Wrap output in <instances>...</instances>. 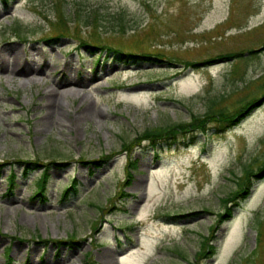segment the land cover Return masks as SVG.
I'll use <instances>...</instances> for the list:
<instances>
[{
    "label": "rangeland",
    "instance_id": "rangeland-1",
    "mask_svg": "<svg viewBox=\"0 0 264 264\" xmlns=\"http://www.w3.org/2000/svg\"><path fill=\"white\" fill-rule=\"evenodd\" d=\"M57 2L0 0V50L18 47L19 63L41 72L15 75L9 56L0 68V264H264V169H256L264 160V0H61L69 34L49 43ZM81 39L162 59L124 62L90 53ZM68 75L86 85L59 87L66 106L42 126L41 97ZM250 98L238 122L161 147L159 160L133 147L137 168L124 183L121 145L142 129L202 114L211 99L232 110ZM80 103L96 115L76 122ZM102 154L110 155L102 165L80 161ZM16 158L44 165L22 178ZM53 159L66 163L46 165ZM44 167L45 198L31 197ZM244 167L261 175L219 222L220 198ZM10 169L17 176L6 191ZM74 178L77 192L60 199ZM176 213L184 215L169 216ZM70 235L76 242L40 239ZM204 236L212 255H196Z\"/></svg>",
    "mask_w": 264,
    "mask_h": 264
},
{
    "label": "trees",
    "instance_id": "trees-1",
    "mask_svg": "<svg viewBox=\"0 0 264 264\" xmlns=\"http://www.w3.org/2000/svg\"><path fill=\"white\" fill-rule=\"evenodd\" d=\"M6 3L7 0H2ZM56 6V16L55 18V25L54 29L50 34H48L45 38V41L49 43H54L59 36L68 35L69 33V25L66 23V17L64 16L61 10V0H57ZM113 17L117 21L118 30L123 29V13L122 11H118L113 15ZM87 19H85L86 21ZM91 24H92V35L93 37L99 34L100 28V21L98 18V13H94L91 16ZM17 25V24H15ZM14 30L17 29V26L13 27ZM116 31V30H115ZM83 43V46L90 52L95 53L97 49L101 51H105L106 53L112 52L115 54V57L118 60H122L127 62L128 60L131 62H135L139 59H153L156 61H160L161 54L150 53V52H133L130 50H122L119 47L112 46L107 43H98L94 40H80ZM232 53H223V56H233ZM124 57V60H123ZM193 64V61L185 62V66ZM255 98H250L246 101L241 102L237 106H235L232 110H228L226 107L219 106L216 101L210 100V103L207 105V109L202 114H191L189 119L174 121L171 123H166L164 125H157L151 127H145L140 132H138L133 141H125L121 145L122 152L124 151L126 160L124 165L125 170V184L129 183L131 178V173L136 170L137 163L136 158L132 157L131 152L133 147H144L149 148L151 150V157L152 160L156 161L160 159V148L164 146H171V145H184L187 146L188 144L192 143L195 138H197L198 134H202L206 136L208 130L214 131H224L234 123L240 120V116H242L243 110L253 103ZM203 148V147H202ZM110 155L102 154L97 159L91 160H83L80 159L82 162L93 163L96 165H102ZM7 161H1L0 166L4 165ZM15 162L21 166L20 170V177L25 178L28 174L32 171L37 169L40 165H44V163H40L37 159H21L16 158ZM66 161H58V160H50L46 162V165L49 163H56V164H63ZM257 171H261L264 169V160L260 162V164L256 167ZM261 175L260 173H256L253 171L251 167H244L243 172L240 176L237 177L236 183L237 186L234 190L229 191L227 195L220 198L224 203V212H217L218 221L222 222L228 219L231 215V211L234 208H237L240 202L248 195L249 188L252 185L251 177H258ZM17 174L14 170L10 169L6 176L7 185L6 191H10L11 187L13 186L14 179L16 178ZM47 178L46 167L42 168L40 173L36 179V186L35 189L32 191L31 197L40 196V199H44V181ZM78 190L77 181L76 179H72L68 182L62 189L60 199H65L71 194L76 193ZM125 194L121 189L118 190L117 195L121 196ZM112 206H115V204ZM116 207V206H115ZM203 211V210H202ZM187 214V213H185ZM184 213H176L169 215L170 217H178L182 216ZM43 241L46 240H54L57 242H76L74 236H69L67 239H59V238H51L48 239L40 238ZM211 239L207 237H203L201 240L200 248L197 250L196 255L199 256H207L214 254L216 248L210 241ZM8 252V248L5 250Z\"/></svg>",
    "mask_w": 264,
    "mask_h": 264
},
{
    "label": "bare ground",
    "instance_id": "bare-ground-1",
    "mask_svg": "<svg viewBox=\"0 0 264 264\" xmlns=\"http://www.w3.org/2000/svg\"><path fill=\"white\" fill-rule=\"evenodd\" d=\"M20 53V49L16 46L9 47L8 49L0 50V68L8 69V62L7 57H11V67L8 69L9 72L15 73L18 75L26 76L27 74H34V73H41L39 67H35L32 61H23L19 63L18 61V54ZM26 53V52H25ZM69 76V75H68ZM67 77V76H66ZM88 82V81H87ZM86 85L85 81H79L74 79L73 77H67L63 82H59L55 87H51L47 90L44 95L41 97L43 98V102L39 105L42 110H44L42 116L40 117V121L43 123L42 126H46L48 122L51 121V117L54 116L53 114L56 113L59 116V111L63 110L62 107H65V99L64 96L66 95V89L63 91L59 90V87L66 86V87H84ZM76 122H80L84 119H87L93 115H96L94 108L90 104H86L76 107ZM53 118V117H52ZM18 250V247H15V251ZM108 257L109 252L103 255V257ZM49 264V263H45Z\"/></svg>",
    "mask_w": 264,
    "mask_h": 264
}]
</instances>
